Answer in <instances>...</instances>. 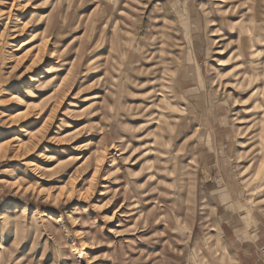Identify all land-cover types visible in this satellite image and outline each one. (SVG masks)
Masks as SVG:
<instances>
[{"label": "rangeland", "instance_id": "1", "mask_svg": "<svg viewBox=\"0 0 264 264\" xmlns=\"http://www.w3.org/2000/svg\"><path fill=\"white\" fill-rule=\"evenodd\" d=\"M262 217L264 0H0V264H241Z\"/></svg>", "mask_w": 264, "mask_h": 264}, {"label": "crops", "instance_id": "2", "mask_svg": "<svg viewBox=\"0 0 264 264\" xmlns=\"http://www.w3.org/2000/svg\"><path fill=\"white\" fill-rule=\"evenodd\" d=\"M262 218L259 221H255V224H257L255 232L257 236H255L253 241L240 237L235 239L240 246V250L237 251V261H241V264L243 261V264H259L260 260H264V217ZM243 245H245L244 250Z\"/></svg>", "mask_w": 264, "mask_h": 264}, {"label": "bare ground", "instance_id": "3", "mask_svg": "<svg viewBox=\"0 0 264 264\" xmlns=\"http://www.w3.org/2000/svg\"><path fill=\"white\" fill-rule=\"evenodd\" d=\"M75 221V220H74ZM76 222V221H75Z\"/></svg>", "mask_w": 264, "mask_h": 264}]
</instances>
